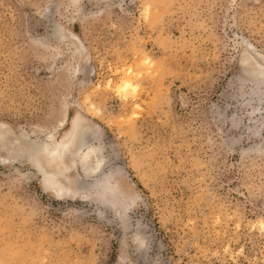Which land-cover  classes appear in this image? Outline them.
Wrapping results in <instances>:
<instances>
[{
	"label": "rangeland",
	"instance_id": "obj_1",
	"mask_svg": "<svg viewBox=\"0 0 264 264\" xmlns=\"http://www.w3.org/2000/svg\"><path fill=\"white\" fill-rule=\"evenodd\" d=\"M0 264H264V0H0Z\"/></svg>",
	"mask_w": 264,
	"mask_h": 264
},
{
	"label": "bare ground",
	"instance_id": "obj_2",
	"mask_svg": "<svg viewBox=\"0 0 264 264\" xmlns=\"http://www.w3.org/2000/svg\"><path fill=\"white\" fill-rule=\"evenodd\" d=\"M131 86V84H130V82L129 81H125L124 83H123V87L124 88H127V87H130ZM73 155V154H72ZM88 156V155H87ZM59 178V177H58ZM44 180L45 181H47V182H49V177L48 176H45L44 177ZM51 180V179H50ZM56 188V187H55ZM58 192H60V191H58ZM110 197H112V195H110ZM109 197V198H110ZM113 197H114V195H113Z\"/></svg>",
	"mask_w": 264,
	"mask_h": 264
}]
</instances>
